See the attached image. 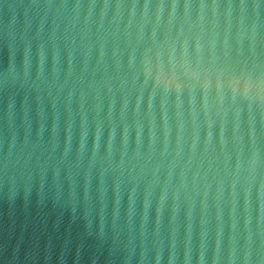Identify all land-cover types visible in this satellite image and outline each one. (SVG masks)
<instances>
[{"label": "clouds", "instance_id": "obj_1", "mask_svg": "<svg viewBox=\"0 0 264 264\" xmlns=\"http://www.w3.org/2000/svg\"><path fill=\"white\" fill-rule=\"evenodd\" d=\"M0 264H264V0H0Z\"/></svg>", "mask_w": 264, "mask_h": 264}]
</instances>
